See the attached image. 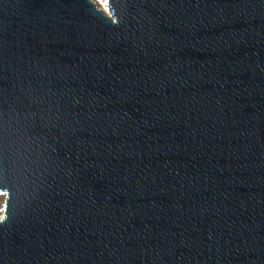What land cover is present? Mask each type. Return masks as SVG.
<instances>
[{"label": "water", "instance_id": "95a60500", "mask_svg": "<svg viewBox=\"0 0 264 264\" xmlns=\"http://www.w3.org/2000/svg\"><path fill=\"white\" fill-rule=\"evenodd\" d=\"M0 0V264H264V0Z\"/></svg>", "mask_w": 264, "mask_h": 264}, {"label": "rangeland", "instance_id": "374dc122", "mask_svg": "<svg viewBox=\"0 0 264 264\" xmlns=\"http://www.w3.org/2000/svg\"><path fill=\"white\" fill-rule=\"evenodd\" d=\"M93 1H94V3L96 4V6L99 9H101L103 12H105L106 14H108V8H107V6L104 7L103 6V3L100 0H93ZM2 203H3V193H0V215H1V211H2Z\"/></svg>", "mask_w": 264, "mask_h": 264}, {"label": "snow or ice", "instance_id": "6c2138e0", "mask_svg": "<svg viewBox=\"0 0 264 264\" xmlns=\"http://www.w3.org/2000/svg\"><path fill=\"white\" fill-rule=\"evenodd\" d=\"M102 2L106 5L107 4V2H108V0H102ZM0 219H3V217L2 216H0Z\"/></svg>", "mask_w": 264, "mask_h": 264}, {"label": "bare ground", "instance_id": "6f19581e", "mask_svg": "<svg viewBox=\"0 0 264 264\" xmlns=\"http://www.w3.org/2000/svg\"><path fill=\"white\" fill-rule=\"evenodd\" d=\"M100 1L102 2V0H100ZM102 3H103V2H102ZM103 6L106 7L107 5H105V4L103 3Z\"/></svg>", "mask_w": 264, "mask_h": 264}]
</instances>
